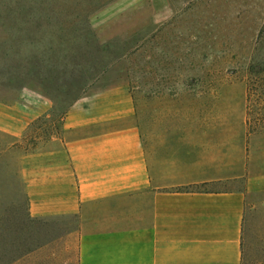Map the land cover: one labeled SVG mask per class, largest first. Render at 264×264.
<instances>
[{
  "label": "rangeland",
  "instance_id": "374dc122",
  "mask_svg": "<svg viewBox=\"0 0 264 264\" xmlns=\"http://www.w3.org/2000/svg\"><path fill=\"white\" fill-rule=\"evenodd\" d=\"M103 96L239 133L241 264H264V0H0V264L75 226L30 219L20 165Z\"/></svg>",
  "mask_w": 264,
  "mask_h": 264
},
{
  "label": "crops",
  "instance_id": "0c3cea01",
  "mask_svg": "<svg viewBox=\"0 0 264 264\" xmlns=\"http://www.w3.org/2000/svg\"><path fill=\"white\" fill-rule=\"evenodd\" d=\"M106 97L73 105L60 137L23 156L30 219L75 221L26 264H241L239 133L216 139L204 118L140 116Z\"/></svg>",
  "mask_w": 264,
  "mask_h": 264
}]
</instances>
